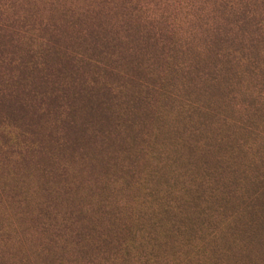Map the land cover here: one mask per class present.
Returning <instances> with one entry per match:
<instances>
[{
	"label": "rangeland",
	"instance_id": "rangeland-1",
	"mask_svg": "<svg viewBox=\"0 0 264 264\" xmlns=\"http://www.w3.org/2000/svg\"><path fill=\"white\" fill-rule=\"evenodd\" d=\"M0 264H264V0H0Z\"/></svg>",
	"mask_w": 264,
	"mask_h": 264
}]
</instances>
